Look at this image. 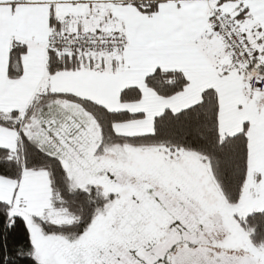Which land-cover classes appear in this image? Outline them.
<instances>
[{"label":"snow or ice","instance_id":"obj_1","mask_svg":"<svg viewBox=\"0 0 264 264\" xmlns=\"http://www.w3.org/2000/svg\"><path fill=\"white\" fill-rule=\"evenodd\" d=\"M0 264H264V0H0Z\"/></svg>","mask_w":264,"mask_h":264}]
</instances>
